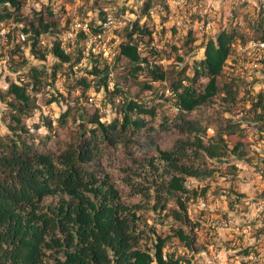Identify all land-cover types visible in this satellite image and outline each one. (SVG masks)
<instances>
[{
	"label": "rangeland",
	"instance_id": "1",
	"mask_svg": "<svg viewBox=\"0 0 264 264\" xmlns=\"http://www.w3.org/2000/svg\"><path fill=\"white\" fill-rule=\"evenodd\" d=\"M178 1L20 0L19 9L13 10L2 22L8 31L9 41L2 46L0 54V91L6 90L14 78L13 73L22 71L27 76L28 70L38 65L42 72L39 83L34 84L30 80L32 87L36 88L31 94L36 97L37 107L23 120L33 134L35 144L54 152L62 150L79 131L93 127L89 119L98 107L89 100L91 96L106 111L98 110L107 114L102 118L105 122L121 117V104L128 99L156 105L157 114L154 118L146 116L148 122L144 128L131 136L128 143L106 146L95 163L102 169V174H107L117 186L122 200L130 204L141 203L145 207L139 211L142 216L139 226L149 230L144 234L143 242L150 245L156 235H169L164 251L181 256L184 259L182 264H211V259H214L213 264H264V163L259 160L264 156V108L253 104L256 94L264 91V73L262 76L254 73L251 80L241 70L243 77L238 76L240 80L234 78V87L238 88L235 100L218 91L185 114L184 118L199 123L205 129L201 134L204 143L221 133L228 147L226 153L216 158L202 151L193 158L194 164L205 169L206 174L186 179V185L192 191L183 194L182 199L190 222L183 221V224L173 218L172 211L178 209L173 200H168L162 209L150 208L154 203L153 194L146 188L148 179H151L147 178L150 171L144 168L149 158L156 156L159 148H170L177 138L194 139V134H182L174 125L176 109L166 99L169 96L165 90L172 89V83L180 78L193 75L195 63L204 56L207 38L215 37L221 29L234 28L236 33L225 71H231L232 67L239 70L240 66L232 65L231 61L237 58L234 62L237 64L243 60L239 47L255 33L253 28L259 20V9L264 5V0ZM165 4L167 10L163 8ZM49 10L52 15H49ZM41 14L56 22L55 28L51 26V31L39 38V51L45 54L44 60L32 53L31 41L21 42L23 38L19 35ZM107 16L114 19V23L105 29L109 55L79 54L78 49L84 50V47L80 44L82 37L78 36L77 41L66 45L70 61L57 66L60 62L53 56L51 48L57 42L58 34L68 29L75 18L87 20L93 27ZM205 19L213 21L208 33L202 32L197 24ZM135 24L147 28L150 33H146L151 37L149 42L137 37L138 45L153 43L158 46L156 59L164 72L161 81L153 80L148 71L133 70L131 63L119 54V43L128 40L127 33ZM189 27L194 31L195 39L186 33ZM239 55L241 59L238 61ZM94 67L101 69L103 74L108 68L106 89L93 73ZM81 78H86L89 85L80 83ZM206 81L205 77L198 78L196 85L200 90ZM146 84L151 88L147 89ZM116 88L119 91L115 93ZM56 96L62 100L48 102ZM6 99L7 96L0 100V135L9 132L3 124L9 120ZM69 106L68 114L63 117ZM162 124L167 126L162 127ZM229 128L234 132L227 133ZM235 144H240L238 151L246 153L244 158L231 150ZM128 175L134 188L125 183ZM214 217H230L234 225L216 227ZM180 226L195 236L194 254L173 235V229ZM244 228L248 230L244 232Z\"/></svg>",
	"mask_w": 264,
	"mask_h": 264
},
{
	"label": "trees",
	"instance_id": "2",
	"mask_svg": "<svg viewBox=\"0 0 264 264\" xmlns=\"http://www.w3.org/2000/svg\"><path fill=\"white\" fill-rule=\"evenodd\" d=\"M0 6L1 27L3 20L19 9L20 0H0ZM163 8L167 10L168 6L165 4ZM263 9L264 5L259 9V20L253 28L255 33L247 40L263 37ZM52 14L49 10V15ZM35 20L20 31L25 34L21 42L30 40L32 53L44 60L45 54L39 51V38L51 31V26L55 28L56 22L42 14ZM96 27L91 28L96 30ZM146 32L150 33L147 28L135 24L127 33L128 40L119 43V54L131 63L133 70L148 71L153 80L161 81L164 72L160 65L153 63L150 67L149 64V57L157 51L150 50L149 55L141 56L137 49V37L147 42L151 39ZM186 33L195 39L191 27ZM235 37L234 28L221 29L215 37H208L204 56L195 63L193 75L172 83V94L166 97L176 109L174 125L182 134H194V139L177 138L170 148H159L157 155L149 158L144 166L150 171L147 178L151 179L146 186L153 194L154 203L150 208L162 209L168 200H173L178 209L171 215L180 222H190L182 199L183 194L192 191L186 185L187 177L199 178L206 174L205 169L194 164L193 158L201 151L216 158L228 150L221 133L204 143L201 134L205 129L184 117L218 91L235 100L238 88L234 87V78L240 80L241 71H225L224 67L231 59ZM51 51L60 62L57 66L71 59L59 42L55 41ZM78 52L83 54V48ZM238 57L239 61L241 57ZM234 62L231 61L232 65ZM28 72L29 81L39 83L42 72L38 65H33ZM93 73L106 89L108 68L103 74L101 69L94 67ZM199 77L207 79L202 90L196 85ZM79 82L89 85L86 78ZM28 86V83L12 80L5 91H0L1 101L8 97L5 102L9 110V120L3 123L9 132L0 135V264H181L184 260L181 256L164 251L169 235H156L150 245L143 242L144 234L149 230L139 226L142 218L139 211L145 207L141 203L130 204L122 200L117 186L95 165L106 146L128 143L131 136L144 128L148 122L146 116L154 118L157 114L156 105L128 99L121 104V117H113L108 122L102 121L107 114L97 108L89 119L93 127L79 131L62 150L54 152L35 144L34 136L23 120L37 107L36 97L31 94L36 88L29 89ZM145 87L150 89L151 85ZM118 91L116 88L115 93ZM60 100L56 96L48 102ZM263 100L264 91H259L253 104L264 108ZM68 110L70 106L63 117ZM47 124L50 126L49 121ZM233 132L232 128L227 129V133ZM239 145L235 144L231 150L244 158L246 153L238 151ZM259 160L264 163V156ZM131 181L128 175L125 183L134 188ZM173 235L188 250L195 252V236L181 226L173 229Z\"/></svg>",
	"mask_w": 264,
	"mask_h": 264
},
{
	"label": "built area",
	"instance_id": "3",
	"mask_svg": "<svg viewBox=\"0 0 264 264\" xmlns=\"http://www.w3.org/2000/svg\"><path fill=\"white\" fill-rule=\"evenodd\" d=\"M188 0H179L178 3H186ZM262 20L264 23V9L261 11ZM114 23V19L111 16H107L103 21H98L96 30H92V26L89 21L84 19L75 18L69 25L68 29L64 30L61 35L58 34L57 41L60 46L66 50V45L68 43H74L78 40V36L82 37L80 44L83 45L84 53H94L95 55L99 53V56H108L109 55V47L106 46V35L105 29L109 28ZM199 28L202 32L208 33L213 27V21L211 19H207L205 21L197 22ZM20 37L24 38L25 34L20 32ZM9 41L8 31L4 28V26L0 27V54L2 51V46L6 45ZM43 43L42 40H40ZM239 49L243 52V57L238 64L239 70L246 73L249 78L253 79V74L258 73L260 76L264 73V33L263 37L260 39L251 38L247 40L244 44L240 45ZM138 50L142 55H149L150 50L159 51L158 46L153 43L149 45L139 44ZM157 53L153 54L149 57L150 67L153 62H156L155 57ZM245 59V60H244ZM231 70L235 71V68H231ZM13 81L19 84H29L28 88H32V83L29 81L28 77L22 73V71L15 72ZM166 95H171L172 91L170 89L165 90ZM89 100L96 104L99 109H102L101 103L96 101L94 96L89 97ZM102 112H106L102 109ZM213 224L216 227H231L234 225V220L230 217L224 219H220L219 217H214ZM248 229L244 228V232ZM264 232V231H263ZM214 259L210 261L212 264ZM181 263H184L181 261Z\"/></svg>",
	"mask_w": 264,
	"mask_h": 264
},
{
	"label": "clouds",
	"instance_id": "4",
	"mask_svg": "<svg viewBox=\"0 0 264 264\" xmlns=\"http://www.w3.org/2000/svg\"><path fill=\"white\" fill-rule=\"evenodd\" d=\"M58 42V41H57ZM64 49V48H63ZM137 49H138V47H137ZM65 50V49H64ZM139 51V50H138ZM65 52H67L66 50H65ZM139 53H140V51H139ZM140 55L141 56H143L141 53H140ZM156 57H158V52H157V55H156ZM156 57H155V60H156V62H153V63H157V59H156ZM157 64H159V63H157ZM153 65V64H152ZM109 115V114H108ZM182 264V263H181Z\"/></svg>",
	"mask_w": 264,
	"mask_h": 264
},
{
	"label": "crops",
	"instance_id": "5",
	"mask_svg": "<svg viewBox=\"0 0 264 264\" xmlns=\"http://www.w3.org/2000/svg\"><path fill=\"white\" fill-rule=\"evenodd\" d=\"M193 254H194V252H193ZM213 263H214V262H213ZM213 263H212V264H213Z\"/></svg>",
	"mask_w": 264,
	"mask_h": 264
}]
</instances>
